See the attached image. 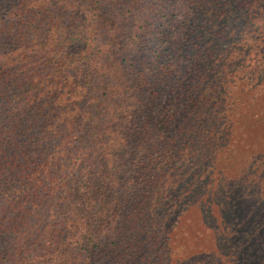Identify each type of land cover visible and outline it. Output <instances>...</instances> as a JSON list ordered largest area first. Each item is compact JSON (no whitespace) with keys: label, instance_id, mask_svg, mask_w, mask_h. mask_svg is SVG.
I'll use <instances>...</instances> for the list:
<instances>
[{"label":"trees","instance_id":"obj_1","mask_svg":"<svg viewBox=\"0 0 264 264\" xmlns=\"http://www.w3.org/2000/svg\"><path fill=\"white\" fill-rule=\"evenodd\" d=\"M200 194L264 264V0H0V264H162Z\"/></svg>","mask_w":264,"mask_h":264},{"label":"rangeland","instance_id":"obj_2","mask_svg":"<svg viewBox=\"0 0 264 264\" xmlns=\"http://www.w3.org/2000/svg\"><path fill=\"white\" fill-rule=\"evenodd\" d=\"M240 90L241 84L230 87V104L228 103L227 106L229 109H235L247 94L246 91L240 92ZM217 151H215L216 154ZM184 190L182 189V192ZM201 199V194L185 199L175 216L168 213L174 208V201L171 198L168 207L165 206L157 211L159 217L167 215L171 221L166 233L167 240L165 237L163 248L160 250L162 264H192L194 256L216 251V236L206 227L202 219ZM172 218L174 221L171 220Z\"/></svg>","mask_w":264,"mask_h":264}]
</instances>
